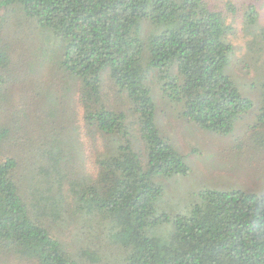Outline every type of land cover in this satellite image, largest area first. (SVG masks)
<instances>
[{
  "label": "trees",
  "instance_id": "trees-1",
  "mask_svg": "<svg viewBox=\"0 0 264 264\" xmlns=\"http://www.w3.org/2000/svg\"><path fill=\"white\" fill-rule=\"evenodd\" d=\"M227 8L235 9L230 2ZM17 15L22 23L14 21ZM33 27L61 44L55 57L31 50L27 64L19 52L21 33ZM231 29L208 0H0V264H77L33 220L18 186L19 177L34 169L15 146L17 137L44 119L40 101L44 87L56 88L46 71L54 64L56 74L82 82L84 119L109 141L87 202L101 225L108 221L117 264H264V196L205 190L189 215L171 221L155 209L162 190L154 178L187 174L188 167L156 126L150 78L164 80L162 92L180 103L192 123L231 134L252 107L228 71ZM26 64L39 66L38 88L24 73ZM106 78L141 114L146 166L124 115L103 103ZM259 80L254 87L263 96L264 125L263 74ZM259 130L246 133L256 148L264 147V127ZM168 222L173 232L167 241L149 234Z\"/></svg>",
  "mask_w": 264,
  "mask_h": 264
},
{
  "label": "rangeland",
  "instance_id": "rangeland-1",
  "mask_svg": "<svg viewBox=\"0 0 264 264\" xmlns=\"http://www.w3.org/2000/svg\"><path fill=\"white\" fill-rule=\"evenodd\" d=\"M229 2L235 7L232 11L227 8ZM208 3L222 12L232 27L227 38L234 48L228 71L231 70L238 90L252 102V107L241 115L231 134L218 135L185 118L180 103L162 92L164 80L158 76L150 78L156 126L165 142L184 156L188 167L187 174L154 178L162 190L155 203L156 214L167 215L170 221L189 215L205 190L264 196V147H253L246 134L259 131L260 135L259 127H264L259 118L263 96L260 88L254 87L264 76V0H208ZM22 20L20 15L14 19ZM21 34L24 43L19 52L27 64L31 50L41 48L46 56L57 55L55 47L61 44L60 40L50 34L45 36L44 30L33 27ZM27 64L24 73L31 76L38 88L42 83L40 68L32 70ZM257 66L260 70L255 69ZM55 68L56 64L46 69L51 72L50 85L56 84V88H43L46 94L40 102L44 119L39 126L36 123L32 133L24 129L15 144L22 155L26 154L29 168L34 169L19 177L21 196L31 208L33 220L48 229L77 264H117L108 221L101 225L97 215L88 211L87 202V189L98 177L97 165L100 157L110 150L109 141L84 119L86 111L79 102L82 82L65 72L56 74ZM105 81L103 103L124 115L125 125L141 154V163L146 166L145 144L140 136L141 114L108 78ZM172 232L171 222L149 230L152 237L161 241H167Z\"/></svg>",
  "mask_w": 264,
  "mask_h": 264
}]
</instances>
